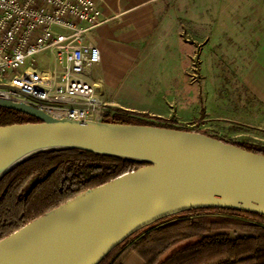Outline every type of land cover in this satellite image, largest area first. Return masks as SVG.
I'll use <instances>...</instances> for the list:
<instances>
[{"label":"water","instance_id":"water-1","mask_svg":"<svg viewBox=\"0 0 264 264\" xmlns=\"http://www.w3.org/2000/svg\"><path fill=\"white\" fill-rule=\"evenodd\" d=\"M0 106L38 119L0 125V179L19 161L50 148L146 162L1 238L0 264H98L139 229L192 208L264 214V153L197 130L60 118L1 97Z\"/></svg>","mask_w":264,"mask_h":264},{"label":"crops","instance_id":"crops-1","mask_svg":"<svg viewBox=\"0 0 264 264\" xmlns=\"http://www.w3.org/2000/svg\"><path fill=\"white\" fill-rule=\"evenodd\" d=\"M100 5L109 19L88 32L101 53L88 78L107 111L170 118L166 113L178 91L184 100L192 93L184 78L193 69L205 77H241L264 108V0H100ZM154 77H162L156 86ZM145 263L134 251L124 261Z\"/></svg>","mask_w":264,"mask_h":264},{"label":"trees","instance_id":"trees-1","mask_svg":"<svg viewBox=\"0 0 264 264\" xmlns=\"http://www.w3.org/2000/svg\"><path fill=\"white\" fill-rule=\"evenodd\" d=\"M104 120L202 131L264 153V145L230 141L197 126L179 124L174 117L116 109L107 111ZM25 121L38 119L0 106V125ZM144 164L137 159L67 147L24 158L0 179V239L78 193ZM132 251L145 264H264V214L227 207L192 208L139 229L98 264H124Z\"/></svg>","mask_w":264,"mask_h":264},{"label":"built area","instance_id":"built-area-1","mask_svg":"<svg viewBox=\"0 0 264 264\" xmlns=\"http://www.w3.org/2000/svg\"><path fill=\"white\" fill-rule=\"evenodd\" d=\"M108 19L100 0H0V97L104 120L106 102L88 78L101 53L88 32Z\"/></svg>","mask_w":264,"mask_h":264},{"label":"rangeland","instance_id":"rangeland-1","mask_svg":"<svg viewBox=\"0 0 264 264\" xmlns=\"http://www.w3.org/2000/svg\"><path fill=\"white\" fill-rule=\"evenodd\" d=\"M37 58L40 59V56ZM191 72L184 79L192 86V93L186 94L185 101L184 94L178 91L177 99L169 103L166 115H175L179 124L197 126L200 130H207L230 141L264 145V108L247 93L242 85V78L205 77L197 69ZM161 78L154 77L152 82ZM148 79L142 77L145 83ZM164 79L167 80L166 77Z\"/></svg>","mask_w":264,"mask_h":264}]
</instances>
